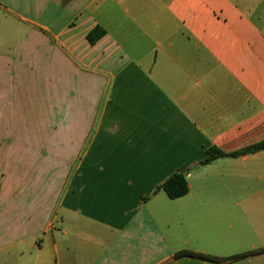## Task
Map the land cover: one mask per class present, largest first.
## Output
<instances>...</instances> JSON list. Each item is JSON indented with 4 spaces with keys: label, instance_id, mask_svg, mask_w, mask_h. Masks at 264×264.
I'll return each instance as SVG.
<instances>
[{
    "label": "crops",
    "instance_id": "crops-1",
    "mask_svg": "<svg viewBox=\"0 0 264 264\" xmlns=\"http://www.w3.org/2000/svg\"><path fill=\"white\" fill-rule=\"evenodd\" d=\"M259 2L0 0V264H264Z\"/></svg>",
    "mask_w": 264,
    "mask_h": 264
},
{
    "label": "trees",
    "instance_id": "trees-1",
    "mask_svg": "<svg viewBox=\"0 0 264 264\" xmlns=\"http://www.w3.org/2000/svg\"><path fill=\"white\" fill-rule=\"evenodd\" d=\"M105 34V31L97 27L95 30H93L91 33L88 35V40L94 44L97 42L98 39H100L103 35ZM264 150V141L260 142L258 144H255L253 146H250L244 150L227 154L222 151H217V150H211L208 152L207 158L201 162V165H206L209 164L217 159L220 158H226V157H240L243 155L251 154V153H256L259 151ZM158 190H163L169 198L171 199H178L181 197H184L187 195L190 191V187L186 178V173L183 172H177L174 175H172L164 184H162ZM244 257V256H243ZM204 259H209L211 261H218L210 257H203Z\"/></svg>",
    "mask_w": 264,
    "mask_h": 264
},
{
    "label": "rangeland",
    "instance_id": "rangeland-1",
    "mask_svg": "<svg viewBox=\"0 0 264 264\" xmlns=\"http://www.w3.org/2000/svg\"><path fill=\"white\" fill-rule=\"evenodd\" d=\"M241 17L243 24L250 25L245 44H264V0L252 9L243 10Z\"/></svg>",
    "mask_w": 264,
    "mask_h": 264
}]
</instances>
